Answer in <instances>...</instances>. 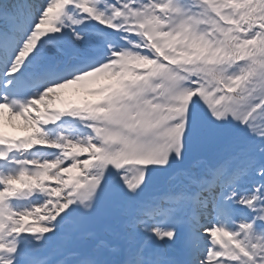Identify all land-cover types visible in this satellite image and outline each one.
I'll list each match as a JSON object with an SVG mask.
<instances>
[{
  "label": "snow or ice",
  "instance_id": "snow-or-ice-1",
  "mask_svg": "<svg viewBox=\"0 0 264 264\" xmlns=\"http://www.w3.org/2000/svg\"><path fill=\"white\" fill-rule=\"evenodd\" d=\"M0 264H264V0H0Z\"/></svg>",
  "mask_w": 264,
  "mask_h": 264
},
{
  "label": "rangeland",
  "instance_id": "rangeland-1",
  "mask_svg": "<svg viewBox=\"0 0 264 264\" xmlns=\"http://www.w3.org/2000/svg\"><path fill=\"white\" fill-rule=\"evenodd\" d=\"M99 87V82L97 81L96 83H93V84H90L87 86V89L89 91H85V90H80V91H77L78 89H81L82 86H72L70 87V90L69 92L67 93V96H68V100H79V99H85L86 97H90V98H94L96 96L94 95H91L90 94V90L91 89H95V88H98ZM61 95V94H59ZM16 123L18 125H21L22 124V121H16Z\"/></svg>",
  "mask_w": 264,
  "mask_h": 264
},
{
  "label": "bare ground",
  "instance_id": "bare-ground-1",
  "mask_svg": "<svg viewBox=\"0 0 264 264\" xmlns=\"http://www.w3.org/2000/svg\"><path fill=\"white\" fill-rule=\"evenodd\" d=\"M103 81L105 82V81H106V79H102V80H101V82H103ZM64 90H66V91H67V90H69V88H68V89H64ZM61 96H62V95H61ZM61 96L59 95V97H61ZM6 129H7V128H6ZM9 129H10V127H9Z\"/></svg>",
  "mask_w": 264,
  "mask_h": 264
}]
</instances>
